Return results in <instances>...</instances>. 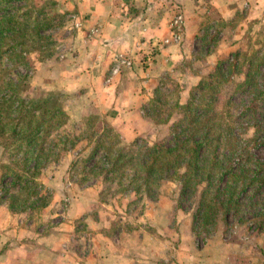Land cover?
Wrapping results in <instances>:
<instances>
[{
	"label": "crops",
	"instance_id": "0c3cea01",
	"mask_svg": "<svg viewBox=\"0 0 264 264\" xmlns=\"http://www.w3.org/2000/svg\"><path fill=\"white\" fill-rule=\"evenodd\" d=\"M52 1L64 14L62 27L69 36L62 37L63 49L35 64L33 83L73 95L82 102L78 106L105 117L127 141L148 129L144 108L154 87L163 86L167 75L188 72L182 65L190 62L191 45L199 40L205 22L207 26L215 24L214 20L229 22L233 28L229 38L216 41V51L197 58L202 67L194 74L200 76L210 73L230 49H237L251 23L264 26V0ZM149 52L152 60L146 61ZM192 77L191 81L199 79ZM55 192L53 202L61 197L59 190ZM98 204L97 194L79 190L70 198L66 220L39 237L33 226L24 229L16 224L7 202L0 198V264H207L209 255L218 252L207 249L201 253L190 226L178 229V247L169 250L165 236L170 234L165 232L173 227L161 225L170 214L157 213L162 205H154L147 213L151 228L119 226L113 232L111 220L104 221L100 212L95 214L105 206ZM80 217L93 230L91 242L82 251L83 240L81 235L77 238L74 222Z\"/></svg>",
	"mask_w": 264,
	"mask_h": 264
},
{
	"label": "trees",
	"instance_id": "16d2710c",
	"mask_svg": "<svg viewBox=\"0 0 264 264\" xmlns=\"http://www.w3.org/2000/svg\"><path fill=\"white\" fill-rule=\"evenodd\" d=\"M17 2L21 4L15 5ZM30 2L0 0V146L3 153L0 198L7 202L13 215L32 217L51 198L39 180L41 172L56 162L61 152L75 146L77 140L59 132L68 120L61 94L47 92L38 97L27 94L28 76L20 71L25 67L23 61L33 52L41 60L51 55L55 41L48 31L59 27L64 18L56 8L52 13L49 11V1L38 8ZM50 4L55 6L54 2ZM261 67L264 68V52L259 48L252 54L234 52L224 66H217L198 85L191 87L186 101L177 100L170 106L165 118L161 117L165 108H161L164 103L160 101L164 94L155 90L145 112L157 124L171 123L170 118L176 116L169 127L168 142L140 145L133 140L125 149L117 136H107L109 146L96 138L88 158L97 157L99 150H103L106 154L98 160L97 170L103 180H116L118 184L126 180L124 189H131L139 196L145 194L151 200L153 189L174 175L181 183V195L194 196L199 226L207 230L216 223L218 214L238 213L248 185L263 178L252 170L261 163L251 153L257 144L264 145V136L258 135L262 130L253 123L254 133L241 144V135L246 133L235 131L240 115L232 110L231 100L234 92L252 93L254 100L261 101L251 108L263 107L264 111ZM256 74L260 75L258 79ZM238 75L242 79L235 82L234 77ZM228 83L234 84L233 92L219 103L223 85ZM110 133L105 128L104 136ZM9 180V186L17 187L18 192L6 188Z\"/></svg>",
	"mask_w": 264,
	"mask_h": 264
},
{
	"label": "rangeland",
	"instance_id": "374dc122",
	"mask_svg": "<svg viewBox=\"0 0 264 264\" xmlns=\"http://www.w3.org/2000/svg\"><path fill=\"white\" fill-rule=\"evenodd\" d=\"M30 1L29 4L36 8L47 1L50 3L53 2L52 0ZM50 3L48 7L51 12L54 10L53 8L56 7H52ZM14 4L19 5L21 2ZM214 22L215 24L212 22L209 26H207L208 22H205V26L201 28V32L199 33V40L191 45L190 57L192 56V58L189 60L190 62L186 63V65L181 64L183 67L186 66L188 68V72L183 74L180 71V74H173L171 77L167 75L163 82V86L154 87L153 94L155 90H159L164 94V96H161L160 100L164 103L161 105V108H165L163 109V114H161L162 118L166 117L170 109L169 107L175 104L177 100L179 102L186 101L191 87L198 85L203 77L211 74L217 66H224L227 60L232 58L234 52L238 51L241 54L245 52H247V54H252L257 48H259L261 52H264V26L258 23H251L248 32H245V34L241 36L237 49H233L234 51L230 49L225 58L218 60L219 64L218 62L214 64V68L213 70L211 69L212 71L210 73L201 76L194 74L195 71H198V69L202 67V62L197 58H200L201 55L206 52L216 51V48L219 47H217L218 43H216V41L219 38L226 39L233 28L232 23L229 22H221L219 20H214ZM62 25L61 23L59 27H55L54 30L48 31L55 41L51 47L52 53L59 48L63 49L62 47H64L66 43H64L65 39L63 40L62 37L69 36L68 30L66 29L65 31ZM178 31L180 34V27ZM218 31L224 32L223 34H219ZM61 49H59V51ZM147 55H151V52L147 53L146 57ZM193 58L196 60H193ZM44 61H46V57L41 60L38 53L33 52L25 57L23 61L25 67L19 68L21 72L26 73L28 76L25 82V86H29L27 94L31 97H38L47 92L61 94L68 113V120L60 127L59 132L60 134H70L74 136L73 140L76 139L77 141L75 146L69 147L67 150L61 152L59 159L44 168L39 176V180L45 185L48 192L51 193L50 201H52L56 190L60 191L61 197L55 202L52 201V204L49 202L51 205L48 204L46 207L38 209L37 213L33 214L32 217H29L27 214L19 216L14 215L16 224L24 229L33 226V230L39 234V237L45 235L54 225L56 226L61 221L63 222L66 220L65 211L70 204L71 196L77 194L79 190L85 189L90 196H95V194H97L99 200L98 205L102 202L105 203V206L102 207L100 211H95V214L100 212L104 217V221L111 220L113 232H115V228L119 226L135 228L143 224V226L151 228L152 226L147 219V213L153 211L154 205L159 204L162 205V208L157 209V213L158 211L164 212V210L170 213L169 217L163 218L161 223V225L169 223V228L173 227V230L169 233L165 232L166 235L170 234V236H165L170 241L171 249L169 250L174 251L173 247H178V229L183 226H190L193 237L201 253L205 254V250L207 249L218 250L216 256L213 255V253L209 255L207 264H264V169L262 170V168H264V145L257 144L251 149V153L256 162L261 163L258 166L254 165L252 170L257 171L258 176H263V178L256 181L255 184L248 185L249 187L246 188L247 192L245 191L243 193L244 198L240 211L238 213H229L226 216L218 214L216 216V223L209 225L207 230H204L199 226L198 215L195 212L196 201L194 196L181 195V183L174 175L165 178L159 183L157 188L153 189L154 198L151 200L147 198L145 194L139 196L135 195L131 189H124L127 182L126 180L122 181L121 184H118L116 180H103L102 174H98L97 171L100 166V164L98 165V160L101 159V156L106 154L103 150H99L100 152L97 157L88 158L92 146L94 142H96V138H101L103 140L102 142L109 146L111 145V143H108L109 138L117 136L120 139V146H124L125 149L129 147V143L133 140H136L137 144L140 145H152L154 142L161 140H166V142H168L171 137L169 127L172 122L176 120V116L173 115L170 118L171 123H154L151 118L146 116L145 112L146 107L149 106L151 97L144 108V115L148 119V129L131 140H122L105 120V117L96 115L94 112H90L89 109L78 106L82 102L78 101L79 99L77 98H73V95H68L58 89H49L43 85L33 83L32 76L34 74L35 64L37 65L39 62ZM146 61L149 60L146 59ZM183 67H181V70ZM260 69L264 72V68L261 67ZM191 74L196 77L199 76V79H197V81L196 79L191 81L193 78ZM259 77L260 75H255L256 79ZM240 78L242 79V77L238 75L234 77V81L237 82V79ZM195 81L196 83L193 84ZM259 82H261V80ZM223 86L219 97V103H222L234 89L233 83H228ZM253 98L254 95L248 92H234L231 97L232 110L235 114L240 115V117L236 119L235 131L241 134L246 133L241 135V144L245 142V138L254 133L255 129L253 128V123L257 124L262 130L258 135L264 136L263 107L262 109L251 108L253 104L261 100H254ZM87 121H90L92 126L89 123L87 124ZM105 128L110 130L111 133L105 134L104 136ZM91 129L92 134H89ZM88 136L90 140L87 139ZM112 151L114 150L112 149ZM2 155V148L0 146V164ZM249 166L251 168V165ZM248 174L250 175V173ZM9 182L10 180L6 183V188L10 189V192H18L19 189L9 186ZM254 189L256 192H253ZM117 208L126 211L127 215L118 213L120 210ZM94 217L96 219V215ZM74 222L78 229L77 238H80L79 235H81L83 240L80 245L82 251L84 250V245L86 244L85 248H87L88 244L91 242L90 239L93 238V230L87 226L85 219L81 217ZM74 244L73 242L72 245ZM219 248L223 249L219 251ZM243 252H245L244 255Z\"/></svg>",
	"mask_w": 264,
	"mask_h": 264
},
{
	"label": "built area",
	"instance_id": "2783aa9c",
	"mask_svg": "<svg viewBox=\"0 0 264 264\" xmlns=\"http://www.w3.org/2000/svg\"><path fill=\"white\" fill-rule=\"evenodd\" d=\"M146 59L150 61L151 60V55H147Z\"/></svg>",
	"mask_w": 264,
	"mask_h": 264
}]
</instances>
